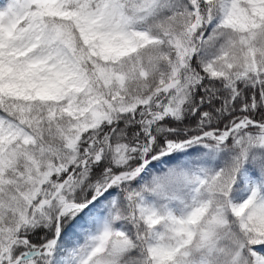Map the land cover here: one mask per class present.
<instances>
[{"label":"snow or ice","instance_id":"snow-or-ice-1","mask_svg":"<svg viewBox=\"0 0 264 264\" xmlns=\"http://www.w3.org/2000/svg\"><path fill=\"white\" fill-rule=\"evenodd\" d=\"M0 264H264V0H0Z\"/></svg>","mask_w":264,"mask_h":264}]
</instances>
